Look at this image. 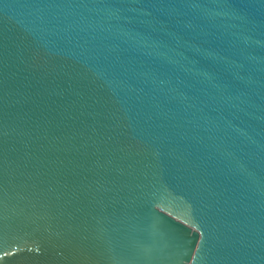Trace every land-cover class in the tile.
Listing matches in <instances>:
<instances>
[{
	"label": "water",
	"instance_id": "water-1",
	"mask_svg": "<svg viewBox=\"0 0 264 264\" xmlns=\"http://www.w3.org/2000/svg\"><path fill=\"white\" fill-rule=\"evenodd\" d=\"M0 264H264V0H0Z\"/></svg>",
	"mask_w": 264,
	"mask_h": 264
}]
</instances>
